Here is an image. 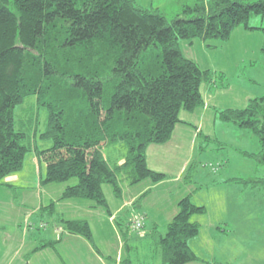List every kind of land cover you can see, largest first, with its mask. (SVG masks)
Listing matches in <instances>:
<instances>
[{
	"label": "trees",
	"instance_id": "obj_1",
	"mask_svg": "<svg viewBox=\"0 0 264 264\" xmlns=\"http://www.w3.org/2000/svg\"><path fill=\"white\" fill-rule=\"evenodd\" d=\"M182 14L191 19L167 21L158 9L147 10L135 0H0V186L11 189L2 182L21 172L26 155L33 154L45 166L43 186L76 181L66 185L57 203L85 201L109 215L104 185L120 198L124 185L164 181L165 175L148 167L147 148L171 140L182 123L181 111L203 108L201 84L226 88L223 74L185 59L180 42H225L237 28L253 30L248 21L264 16V0H196ZM260 30L264 40V28ZM152 49H159V56L153 58ZM30 97L47 113L46 128L38 136L51 141L46 150H39L36 134L14 127V109ZM215 116L218 124L256 138L257 155L243 156L264 164V96L249 100L243 109L216 110ZM121 143L126 154L110 165L102 149ZM204 144L217 150L225 146L200 136L199 154ZM218 163L209 168L219 173L224 163ZM223 184L258 189L264 197V178H232ZM55 207L56 201L44 206L39 216L51 219ZM206 212L190 195L178 202L165 236L156 242L160 264L201 262L189 247L200 232L191 219ZM60 218L64 234L84 238L99 252L86 221ZM118 225L128 245L131 224L127 230ZM57 243L43 242L33 252ZM120 264L142 263L127 258Z\"/></svg>",
	"mask_w": 264,
	"mask_h": 264
},
{
	"label": "rangeland",
	"instance_id": "obj_2",
	"mask_svg": "<svg viewBox=\"0 0 264 264\" xmlns=\"http://www.w3.org/2000/svg\"><path fill=\"white\" fill-rule=\"evenodd\" d=\"M135 2L138 6L147 10L158 9L167 21H172L176 18L184 20L191 19V16H183L182 11L185 6H194L196 0H135ZM202 2L206 4L208 0H202ZM248 27L253 28V30H245L242 27L237 28L225 42L211 40L207 43H203L200 40H194L192 43H189V41L183 40L179 44L180 52L185 59L193 61L202 70H209L217 75L223 74L225 80L223 85H226L225 89L215 88L218 85H209L214 86L213 89H211L207 84H201L199 88V92L202 94L201 96L207 94L205 93L206 90L211 92V97L208 103L206 102V106L209 104L210 108L204 118L203 133L205 135H213L216 129L215 133L218 136L219 142H222L225 146H222L219 150H214L213 145L204 144L205 149L203 153L194 158L189 157L191 160V163L188 161L190 165L192 162L194 163L191 172H189V165L187 167L185 179L175 184V186L180 189L185 188L188 190L191 186L192 191L197 190L192 203L196 206L207 208V215L203 218L204 230L200 231L199 236L193 242L189 243H193L192 246L195 250V254L203 261L215 259L217 262L224 264H264V197L261 192L258 189L251 190L249 186L250 189L242 192V196L240 193L241 201L238 200L237 202L238 205L233 212V218L232 205L236 203V200H234L235 198L231 190L229 188H216V190H212V183H210L218 178L225 180L223 179L225 176L242 181L264 178V164L243 156L244 152L257 155L259 150L256 138L246 131L241 132L243 133L242 135H245L243 137L240 136L238 132H236L238 134L233 135L231 134V128H228L226 125L216 123V128L211 126V117L213 118L215 115L213 108L220 111L226 109H243L246 107L249 100L264 96V40L260 30L264 28V16H252L248 21ZM207 45H210L211 48H207ZM151 54L154 56L153 58H156L159 56L160 50L152 49ZM213 91L215 93L214 96ZM107 98L108 94L105 92L103 100L106 101ZM199 111V109L193 113L181 111L179 119L194 124L193 122L195 120H200L199 115L196 114ZM46 117V111L36 107V101L33 97L27 98L21 106H17L14 109L15 130L30 136L36 134V145L39 147V150H46L52 146L51 141H41L38 137L46 128ZM194 126L197 127L196 124H194ZM219 127H223L224 130L221 131ZM182 132H186V130L179 128L176 132V136L182 137L180 136ZM187 132L195 135L193 129H187ZM184 140L186 141L185 138ZM184 140H178V147L176 148L159 150L161 158L153 163L151 162V165L160 166L166 162L170 164L173 161L179 163L181 161H179V158H181L182 154H186V157H188V148L187 150L185 149L186 145ZM121 144H112L109 145L107 149H102V153L105 158H108L110 165H115L118 160H121L122 156H125L126 150L123 144ZM220 160H226V162L224 165L222 164L223 167L219 174L216 177L212 176V174H216L217 171L213 172L209 166H218ZM34 168H36L35 172ZM44 176L45 166L42 163H38L33 154H27L23 170L5 180L11 179V181H8L11 183L12 179H14L17 190H24L25 188L35 187L39 178H45ZM75 183L76 181H70L66 184L49 185L41 194V199L45 200L44 203L47 202L44 205L49 204V198L59 196L63 189L66 188V185H74ZM147 183H149V181ZM140 188L141 186L133 188L130 190V193H133L135 189V191H138ZM102 190L106 198H108V196L113 197L112 190L108 185H104ZM18 195L20 200L26 199L31 201L33 199L31 198V194H25L22 193V191ZM185 196L183 198H185ZM11 198H13V194L9 189H0V212L4 213L6 217L10 214H12V217L15 213H13L14 208L12 201L9 203ZM146 200L149 201L148 199ZM180 200L178 199V202ZM168 201V195H163L158 199V204L160 206L167 205ZM79 202L85 203L83 205L89 203L85 201ZM19 204L26 205L24 201L19 202ZM26 206L35 207L33 204H27ZM62 206L67 207L65 204ZM172 209L173 208L165 209L168 211V215H171L170 211ZM55 210L58 212L60 208L56 206ZM158 210V207H153L148 211L153 217L157 218V221L162 220L163 222L164 219H167V216L161 212L163 219L159 216ZM24 211L26 214L30 212L28 209L18 210L19 213ZM61 212L63 211L60 210L58 213ZM58 213L55 216L53 215L54 219L58 217ZM73 213H75V209L71 212L68 211L66 218ZM237 215L238 219L235 218ZM72 218H76L74 214ZM33 219L35 221L42 220L48 222L46 229L48 227L49 229H55L57 227L53 224V220L50 219V217H34ZM138 221L141 222L142 226L132 232L134 235L130 234L128 236L129 240H134L131 245H134L137 241V236L135 235H141L143 233V220L140 218L135 222ZM221 221H226L227 225H223ZM150 222L151 219L148 220V227L146 229L147 235L150 233ZM37 225H40V223ZM26 226L25 224L21 226L23 235H25L23 229L25 230ZM220 227L224 228L228 233H230L229 231L233 233L237 230L239 236L233 233L232 236L223 237L219 234L220 229L218 230V228ZM37 230L39 232L32 234L31 229V235H33V237L39 236L38 234H41V231H43L40 227L37 228ZM0 241H5L6 247L10 249L11 235L10 238L7 239V235H4L3 231L0 230ZM13 243L16 249L22 245L18 239L14 238ZM144 243H149V241ZM62 246H64L62 247L64 249L71 248L72 243L64 242ZM28 247H30L29 244L26 245L25 250H28ZM136 248L139 251L140 247H138V244H136L133 249L135 253L137 252L135 250ZM48 253L52 252L49 250ZM10 258L11 259L8 261L9 264H15L13 255H11ZM129 258L135 260L136 255L130 253ZM155 258L156 257L153 258L152 264H158V259ZM7 259L8 256L4 262L0 264H6ZM23 261L24 260H22V263ZM46 263L48 262L43 261V264Z\"/></svg>",
	"mask_w": 264,
	"mask_h": 264
},
{
	"label": "crops",
	"instance_id": "obj_3",
	"mask_svg": "<svg viewBox=\"0 0 264 264\" xmlns=\"http://www.w3.org/2000/svg\"><path fill=\"white\" fill-rule=\"evenodd\" d=\"M207 85L209 86L213 84H207ZM209 87L213 89L214 86H209ZM215 88H219V87L217 86ZM220 89H225V88H220ZM205 93L207 94L206 95L204 94V96H202L204 99V106L203 108L199 109L200 110L199 112L196 113L197 115H199L200 120L198 121L195 120L193 122L194 124L197 125V127H195L194 124H191V122H185L183 119H180L182 123L178 124L175 127L171 140L167 144L159 145V146L151 145L146 150L145 157L148 167L151 170L153 169L152 171L154 172L165 175L164 181L158 184H152L150 182L147 183L148 181H143L132 187L124 185L122 186V195L120 198L115 197L113 193H112L113 197L108 196V198H106L105 196L108 205L109 215L99 209H92L91 205L89 204L83 205L85 203H81L79 201L58 202L56 206L60 208V210L63 212L58 213L60 210L56 212V214L58 213V217L56 219H54L53 216H51V219L53 220V224L57 227L55 229L54 228L49 229V227L47 229L46 228L43 229L42 226L48 225L47 224L48 222L42 220L35 221L33 218L42 217L39 216V213L40 210L44 206H46L44 204H46L47 202L44 203L45 200L41 199V194L45 191L46 188L49 187V185L43 186L41 184L42 178L40 177L35 187L28 189L25 188L26 190L25 189L17 190V188L15 187L16 183L14 182V179H12L11 183L8 182L11 181V179H7V181L4 180L2 182L3 185L12 186V188L9 190L12 192L13 198L10 199L9 203L12 201V205L14 208L13 213L14 212L15 213L14 216L12 217H11L12 214L6 217L4 213L0 212V230L3 231L4 235H7V239H9L11 235L10 249L9 247H6L7 245L5 241H0V249H1L0 263H3L6 257L8 256L6 264H9L8 261L11 259L10 256L13 255V260L15 261V264H43V261L48 262L46 264H120L123 260L129 258L130 253H134V255H136V259L134 258L135 260H132V262L139 261L142 264H152L154 260L153 258L156 257L158 259L157 263L160 264L161 263L159 257L160 254H159V249L156 246V242L165 236L167 225L176 215L178 199L180 200L185 195H186L185 197L190 195L191 200L193 201V198L196 196V192H197L196 191L192 193L191 186L187 190L185 188L183 189L177 188L175 184L185 179L187 175V167L191 163L189 157L194 158L196 156H199L200 136H207L210 139L217 140L219 142L218 136L215 133L216 129L213 135H209V134L205 135L203 133L204 118L210 108L209 104L206 106V102L208 103L209 98L211 97L210 91L206 90ZM214 94L215 93L213 91V96ZM213 109L215 114L216 108ZM182 114H186V113H182ZM216 123H217L216 116L214 115L213 118L211 117V126L213 128H216L215 127ZM179 128H182V130L184 129L186 130V132L180 133V136L184 137L186 141L184 140V138L176 136V132ZM219 128L221 129V131L224 130L223 127H219ZM187 129L190 130L193 129L195 131V135H193L190 132H187ZM236 132H238L242 137L245 136L242 135L243 134L241 133L242 131H238L231 128V134L233 135L238 134ZM182 139L185 141V145H186L185 149L187 150L188 148L187 150L189 154L188 157H186V154H182L181 158H179V161L181 160L179 163L173 161L170 164L166 162L165 164L160 166L151 165V162L153 163L154 161L161 158V153L159 150L176 148L178 147L177 141ZM220 143L223 144L222 142ZM214 150L217 149L214 147ZM220 162L225 163L226 160H220ZM35 170L36 168H34V172ZM218 174L219 173H217L216 175L212 174V176L216 177ZM228 177L229 176H225L223 178L225 180L218 178L217 180H214L210 183H212L211 186L212 190L214 189L216 190V188H229L231 190L233 197L235 198L234 200H236V203L232 205V209H233L232 217L234 218L233 212L236 210L235 208L238 205L237 202L238 200L241 201L240 193L242 196V192L245 191H242L239 188V186H235L232 184H223L224 181L231 179ZM139 186H141V188L138 191H135L136 190L135 189L133 193H130L131 189L137 188ZM4 188L6 187L0 186V189L3 190ZM21 191L22 193L25 194H31V198L33 199L31 201L26 199L20 200L18 194ZM63 191L59 194V196L49 198L48 199L49 204L54 201L57 202V200L61 197ZM57 195H58V189H57ZM163 195H168L169 201L167 205L160 206L158 204V199H160ZM146 199H148L149 201H147ZM21 201H24L26 205L33 204L35 207L32 208L24 204H19V202ZM63 204H65L67 207H63L62 206ZM153 207H158L159 216L163 218V215L161 214V212H163L167 216V219L163 218L164 219L163 222L162 220L157 221V218L153 217L148 211ZM166 208H173L170 211L171 215H168L167 213L168 211L165 210ZM19 209H24V210L28 209L30 212L28 214H26L25 211L19 213L18 212ZM73 209H75V213L73 214L74 217L76 218H72L73 214H70V216L66 218L67 212L68 211L71 212L73 211ZM207 212L204 216H195L191 219L192 222H196L197 224H199L200 231L204 230L203 218H205ZM63 216L64 219L86 221L89 224L92 232L93 244L96 246L99 252H96L93 246L90 245L89 242H87L84 238L79 236L64 234L58 225L61 219L60 217ZM140 218L143 220V224H144L142 230L143 233L141 235H135L137 236V241L134 245H131V243L134 242V240H129V238H128V245H126L125 244L126 237H124L123 233L119 230L120 228L118 224L120 223L121 228L127 230L128 224H132L133 222H135L137 219ZM235 218L238 219V215ZM149 219H151L150 233L149 235H147L146 229L148 227ZM37 222L40 223V225H37L38 224ZM221 223H223V225H227L226 221H221ZM24 224L27 225L25 227V230L23 229L25 235H23V233L21 232L22 231L21 226ZM39 227L42 228L43 230L41 231L42 233L41 234L39 233L38 234L39 236L37 237H33V235H31V229H32V234H34L36 232H39L38 231L39 229L37 230V228ZM219 229H220L219 234H221V236L223 237L232 236L233 233L239 236V232L237 230H235L233 233L232 231H229L230 233H228V231H226L224 228L220 227L218 228V230ZM127 233L129 236L130 233L128 231ZM13 238L18 239V241L21 242L22 244L20 247H18V249L14 248ZM196 238L190 240L189 243L193 242ZM54 241H58V243L54 246V248H46L43 250H38L36 252H33L35 249L40 247L41 243L54 242ZM146 241H149V243H144ZM64 242H71L72 247L65 249L62 248L64 247L62 246ZM27 244H29L30 247H28V250H25ZM136 244H138V247H140V249L138 251L136 248L135 250L137 252L135 253L133 249L136 246ZM192 244L193 243L189 244V247L195 254V250L193 249ZM49 250L52 253H48ZM139 256L141 257L142 261L140 260ZM22 260H24L23 263ZM207 261L201 260V262H195L191 264H213L214 262H217L215 259L207 260Z\"/></svg>",
	"mask_w": 264,
	"mask_h": 264
},
{
	"label": "built area",
	"instance_id": "obj_4",
	"mask_svg": "<svg viewBox=\"0 0 264 264\" xmlns=\"http://www.w3.org/2000/svg\"><path fill=\"white\" fill-rule=\"evenodd\" d=\"M141 222L138 221V222H133L130 226V230L131 232H134L135 230L139 229L141 227Z\"/></svg>",
	"mask_w": 264,
	"mask_h": 264
}]
</instances>
